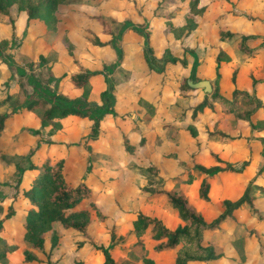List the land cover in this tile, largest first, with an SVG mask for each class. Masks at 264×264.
<instances>
[{
	"label": "trees",
	"instance_id": "1",
	"mask_svg": "<svg viewBox=\"0 0 264 264\" xmlns=\"http://www.w3.org/2000/svg\"><path fill=\"white\" fill-rule=\"evenodd\" d=\"M69 1L74 0H0V14L8 15L9 8L15 5L18 11L25 13L26 19H38L46 30L54 31L57 29V22L59 20L56 15L58 6ZM146 1L148 2L149 0ZM213 3V0H156L155 7L151 12H155V8L159 9V6L164 8L166 12L162 15L161 34L171 33L173 37L178 38L182 33H184L183 35H187L193 31L198 26L201 14L205 13L206 15L207 10L211 8ZM145 4L143 5L145 6ZM226 4L230 6L222 9V11L213 12L210 18L211 22L216 20L215 32L217 33V41L225 42L226 38L238 36L235 39L237 47L235 51L250 58L258 52L259 48L264 49V34H259L255 27L254 29L253 27L249 28L250 32H241L242 30H239L238 33L228 29L223 18L227 15L236 16L233 7L238 4L234 6L229 2H226ZM145 8L148 7L145 6ZM177 10H179L183 17V23L179 25L174 24L172 21ZM246 14L243 16L245 20L249 22H262L257 16L249 15V13ZM137 15L142 18L141 22H134L133 18H131L132 20L126 18L122 21L115 34L111 31L108 23L100 17L98 18L99 23L102 25L101 30L109 36L104 40L94 37L90 42L96 47L106 46L109 50H112L115 54V62L113 64L102 63L100 68H90L72 57L76 69L68 73L63 72L57 76V81L64 77L58 89L49 87L48 85L40 87L37 82H34L31 92H24L22 88L20 93L23 96L19 101L9 102L8 100L11 99L12 95L8 92L0 98V106L5 104L7 106L6 110L0 111V133L4 128L5 120L16 112L37 113L38 126L31 129L34 133H39L41 127L47 126L45 132L53 134L59 130L63 121L67 119L87 120L86 130L82 137L83 140L80 142V147L86 153L85 159L88 161L87 167L85 166L86 175L80 176L78 169L76 175L70 176L72 168L77 165L74 162L76 161V153H73L74 150L69 149L72 148L71 144L73 142H65L64 145L67 152L65 156H59L57 153H50V155L47 150L42 155H38L35 151L39 143L36 142L24 154L25 159L28 161L26 166L14 163V190L7 196L9 200L5 205V211L0 216V233L8 232L10 229L9 233H11L10 236L12 237L10 239L4 238L0 234V262H9L7 259L8 253L19 250L20 258L9 262L10 264L41 263L42 260L38 254L45 247V234L49 233L47 237V241L49 242L47 252H49L50 256L58 242V235L54 229L55 225H58L62 229L71 230L83 237L102 256L99 264H115V255L110 250L112 244H95L87 231L92 222V214L103 218L99 205L93 199L95 195L93 184L96 180L93 175L95 166H93L92 157L90 156V152L93 151L91 142L98 136L100 121L106 115H117L114 87L111 77L107 74L112 70L113 65L122 63V66L126 68L128 63L124 61L123 50L116 40L119 41L126 31H130L136 35L140 44L141 61H143L150 72H163L166 63L178 64L182 67L186 65L184 53L181 56L174 55L168 46L164 45L165 43L162 40H160L158 47L154 49L155 47L150 44V34L152 32L150 31V19H148L152 16L149 15L146 18L142 14ZM8 23L11 27L10 39L7 43L5 39L0 40V62L4 57L2 48L5 45L10 47L14 41V19L10 17ZM258 37L261 40L257 45L252 47L246 45L245 42L247 40ZM65 45L67 53L73 56L70 43L65 41ZM183 49L193 59L187 75L178 81V88L181 90L199 88L192 87L187 83L188 79L192 82L200 79L195 74L196 66L199 63L197 56L192 49L184 47ZM227 52H229V48H227L226 44L224 47L220 45L216 46V50L212 54L214 76L212 81H209L211 90L205 92L202 88H199L202 91V97L191 107L190 116L193 118L207 110L217 115L212 123V127L206 129L204 135L218 140L229 137L227 133L216 127L219 118L223 114L231 113L235 118L246 120L250 129V135L246 139L256 138L261 142L262 146H260L259 152L262 164L257 167L256 172L252 176L253 178L245 181L237 196L222 198L220 200L221 210L212 218L206 219L190 203L185 191L186 188L183 189L185 186L181 187L180 182L189 183L192 180V185L197 184V196L207 202L209 200L207 192L211 184L215 183L220 188L223 185L221 177L229 172L243 175L249 163V156L247 155L236 166L234 163L223 160L216 153L210 151L214 162L205 165L195 159L194 153L198 144L197 142L193 144L189 150L185 151L189 156V163L184 164V168H181V171L180 168L179 170L177 169L181 174L180 172L177 174L178 171L171 173L175 177L178 175L181 181L175 178L176 181L174 179L173 181L176 183L169 188L152 191L144 190L145 194L143 195V201L147 204L157 199L164 200L170 209L176 213L182 224L171 228L165 225L159 217L149 215L140 210H135L128 221V231L131 230L136 238L131 246V250L142 264H157L154 254L165 252L170 254V260L163 264H196L220 257L222 253L215 250L214 243L206 239L204 233L217 229L221 221L232 219V211L238 209L240 206L246 205L254 216L264 221V216L258 212L254 205V196L250 193L252 187L264 190V185L260 186L256 181V177L259 175L264 178V158L262 157L264 153V138L252 134L264 131V111H261V109H264V104L255 90L258 83L264 84V58L261 66L263 70L262 76L256 77L252 72L249 73L252 84L251 91L237 86L235 79L237 67H233L229 73L232 89L230 94L226 96L218 91L217 79L220 77V68L223 66V62L225 63V61L230 60ZM156 54L162 57V63L159 66H155L152 63ZM9 55L7 54L5 57H9ZM16 70L19 75L22 74V69L16 68ZM172 74L175 77L176 71H173ZM98 76L101 77L103 85L102 89L98 92L100 103L87 99L90 89L89 81L93 77H96V80ZM52 78V74L49 73L48 81ZM71 91L75 92V94H71ZM136 94L137 103L144 107L145 112L151 114L152 110L149 109L151 102L143 99L139 92ZM120 116L123 117L124 114H120ZM166 129L171 132L170 135L177 131L176 128L169 125L166 126ZM82 130L84 131V129ZM186 130L191 136L195 135L196 131L192 124H188ZM119 137L125 153L131 154L136 149V146L144 144V137L142 135L139 136L136 144L130 142L127 135L123 132L120 133ZM53 142L59 143L60 141L49 138L45 141V147L47 148ZM175 153L176 151L173 150L168 152V155ZM33 155L36 157L35 161L30 159V156L33 157ZM133 166L149 170L155 174L160 169L155 163H148L144 166L133 164ZM160 178L164 180L162 171H160ZM107 179L109 181L113 177L108 175ZM15 203H18V206H15ZM8 221H11L10 224H8ZM246 233L248 235L253 233L255 236H258V232L253 228L248 229ZM237 240L239 241V239H234L233 237L229 238L230 243L238 249L240 258H242V239L238 243ZM82 243H84L82 239L75 241V244L78 246H81ZM54 262L50 258V261L45 260L44 264H54ZM73 263L86 264L81 256L76 257Z\"/></svg>",
	"mask_w": 264,
	"mask_h": 264
},
{
	"label": "rangeland",
	"instance_id": "2",
	"mask_svg": "<svg viewBox=\"0 0 264 264\" xmlns=\"http://www.w3.org/2000/svg\"><path fill=\"white\" fill-rule=\"evenodd\" d=\"M213 1L229 2L232 6L236 4H241V6L245 5L243 8L244 10L240 8L236 9L234 14H236V16L240 14L247 15L243 13L247 10L249 15L257 16L262 20V22H255L253 27L258 24L264 26V0ZM145 2L147 1H69L68 3L58 6L56 15L59 20L57 22V29L54 31L46 30L38 19H26L25 13L23 11H18L15 5H12L9 8L8 15L0 14V40L5 39L6 43L10 39L11 33L8 20L10 17L14 19V41L10 47L5 45L2 48L4 57L0 62V98L5 96L8 92L12 95L11 99L8 100L9 102L19 101L23 96L20 93L22 88L24 92H31L34 82H37L40 87L48 85L49 87L58 89L64 77L57 81V76L63 72L68 73L76 69L72 57L90 68H100L102 63L113 64V62H115V54L112 50H108L104 53L100 51V48H97L90 42L94 37L104 40L109 36L101 30L102 25L98 21L99 17L108 23L111 31L115 34L122 21L126 18L132 20L131 18H137V14H142L146 17L150 15L153 17L150 23V31L155 33V37L157 34L160 35L163 19L162 15L166 10L159 6V9L155 8L156 11L151 12L150 9L145 8L143 5ZM228 6L230 5L227 4V7ZM208 11L209 9L206 14ZM205 16V13H202L200 19L203 20ZM241 18L244 19L243 16H241ZM242 19H240V21ZM212 22H207L206 27L209 34H212L216 28V20ZM257 30L264 31V27ZM238 31L239 29L235 30L237 33ZM237 38L238 36L225 39V44L229 50L231 48L237 49L235 40ZM65 41L70 43L73 56L67 53ZM207 41L209 44L214 42L213 39L209 38ZM116 42L120 44L118 40H116ZM156 44H159L158 38L156 39ZM7 54H10L9 57H5ZM211 57H213V55H211ZM152 63L155 66H159L162 63V57L156 54ZM16 68L22 69L21 75L18 74ZM126 70L125 67L116 64L113 65L112 70L107 75L111 77L112 83H114L117 79H126V75L128 74ZM49 73L53 76L50 81H48ZM95 78L96 77H93L89 81L90 89L87 99L100 103L98 92L102 89L103 85L101 77H98L96 80ZM71 94H75V92L71 91ZM6 109V104L0 106V111ZM86 125L87 122L85 119H67L63 121L59 130L55 131L53 134H47L45 132L47 126L41 127L39 133H34L31 130L38 126V116L36 112H16L5 120L4 128L0 133V216L5 211V205L9 200L7 196L14 190V163L26 166L28 161L25 159L24 154L27 153L28 149L33 147L36 142L39 143L35 151L38 155H42V153L47 150L45 141L49 138L60 142H75L77 146L69 149L74 150L73 153H76L75 158L79 157V159L76 162L77 165L72 168L70 176L76 175L78 169L80 176L86 175L87 171L85 166L87 167L88 161L85 159L84 154H79L81 148L80 142L83 140L82 137L86 130ZM82 129H84V131ZM91 147L93 146L91 145ZM94 150L98 149L95 148ZM94 150L90 152V156L92 157L91 159L98 162V155ZM57 155L65 156L67 152L62 151L61 154L57 153ZM262 157L264 158V153ZM30 159L35 161V155H33V157L30 156ZM93 160L92 163L94 162ZM89 163L91 164L90 161ZM239 163L240 162H235V165L237 166ZM260 164L262 163H252V167L248 168L243 175L232 173L224 174L221 177L223 185H221L220 188L215 183L211 184L207 192L209 197L207 202L197 196V184L192 185V180L189 183H183L178 175L176 177L172 175L170 177L171 182L164 185L163 180L160 178V169L159 171L157 170V174H155L143 168L129 166L127 168L134 174H129L128 178L131 179H128L127 182L121 181V184H119L118 182L102 183V181H98V178L106 180L107 177L103 176V179L99 177L100 172L96 170L98 168H95L93 175L96 181H94L93 184V187H95L93 189L95 192L93 199L95 203L99 205L103 213V218L92 214V222L87 232L95 244H112L110 250L115 255V264H142L131 250V246L136 238L131 230L128 231V221L135 210H140L147 214L150 212L145 210L147 208V203L140 201V198H143L145 194L144 190L152 191L169 188L176 183L174 181L180 180L181 187L185 186L183 189L186 188L185 191L189 197L190 203L199 210L206 219H210L221 210L220 200L225 197L237 196L239 191H241L240 188L245 184V181L253 178L252 176ZM181 168L184 167L181 166ZM174 170L177 171L175 168ZM179 172L180 171H178L177 174H179ZM263 179L261 175L256 177L258 185H264ZM70 181L72 183L71 178ZM250 193L254 196V205L258 212L264 216V190L252 187ZM141 202L144 204L142 205ZM17 204L18 203H15V206H18ZM148 204L153 206L152 212L156 211L165 225L172 228L178 224H182V221L164 200L157 199ZM232 214V219L223 220L219 223L217 229L204 233V237L211 240L214 243L215 250L221 252L222 255L218 258L196 264H264V221L254 216L246 205L233 210ZM11 221H8V224H10ZM250 228L256 230L258 236H255L253 233L248 235L246 231ZM54 229L57 232L59 239L58 244L61 249L57 247L51 256H49L47 246L45 245L44 249L38 254L42 262L36 264H44V261H50V258L53 262L55 261L54 264H74L73 260L79 256L85 260L86 264H99L101 262L102 256L95 251L83 237L77 235L73 231L63 230L58 225H55ZM9 231L1 232L0 234L4 238L10 239L12 236H10L11 233H9ZM45 235V242L47 243L49 233ZM230 237L239 239V241L242 239V258H240L238 249L230 243ZM81 239L84 243H82L81 246L76 245L75 241ZM239 241L237 240V243ZM154 258L157 264H163L170 260V254L166 252L156 253L154 254ZM0 264L10 263L4 261L0 262Z\"/></svg>",
	"mask_w": 264,
	"mask_h": 264
},
{
	"label": "crops",
	"instance_id": "3",
	"mask_svg": "<svg viewBox=\"0 0 264 264\" xmlns=\"http://www.w3.org/2000/svg\"><path fill=\"white\" fill-rule=\"evenodd\" d=\"M145 3L148 9L153 10L156 0H149ZM244 7L245 5L241 6V4H238L233 8V11L236 12V9L239 8L244 10ZM226 8L227 4L225 1L214 2L204 19H199L198 26L189 34L183 35L184 33H182L178 38L173 37L171 33L157 34L155 37V33L151 31L150 44L155 47L154 49L158 47L156 39L159 37L158 42L162 40L163 43H165L164 45H167L174 55L181 56V54L184 53L186 60V65L184 67L178 64L166 63L163 72H150L143 61H141L138 37L130 31L124 32L120 37L119 43L123 50L124 61L128 62L126 66L128 74L126 75V79H117L113 83L116 96L115 110L118 115H106L99 123L97 138L91 142V145L94 147L93 150L95 148L98 149L94 150L97 152L98 162L92 160L94 161L93 166L98 168L96 170L100 172L99 177L103 179V176L107 177L110 175L113 179H109L108 181L107 178L106 180L98 178V181H102V183L118 182L121 184V181L127 182L128 179H131L128 178L129 174H134L130 172L127 167L133 164L146 165L148 163H155L162 171L164 185H167L171 182V173L176 171L174 168L178 170L180 168L181 171V166L183 167L184 164L189 163V156L185 151L189 150L196 142L198 146L195 150L194 157L198 162L205 165L214 162L210 151L216 153L219 158L234 164L235 162H240L248 155L249 163L245 170L251 168L252 163L261 162L259 152L260 146H262L261 142L256 138L246 139V137L250 135L249 125L246 120L235 118L231 113L223 114L219 118L216 127L227 133L229 137L222 140H218L214 137H207L204 135V131L212 127V123L217 115L207 110L192 118L190 116L191 107L201 99L202 91L199 88L190 90H181L178 88V81L187 75L193 59L183 47L192 49L197 56L199 63L195 69L196 76L200 79L212 81L214 76V62L211 55L216 50L217 45L224 47L226 41H217V33L214 31L212 34H209L206 26L213 12L216 13ZM176 12L172 21L174 24L179 25L183 23V17L179 10ZM243 13H248V11L245 10ZM241 16L244 15L225 16L223 19L226 27L233 31L239 29L242 30L241 32H250L249 28H252L255 22L257 23L258 21L249 22L242 19ZM136 17L137 18H133L134 21L138 22L142 20L140 16L136 15ZM146 18H148V16ZM152 18L153 17L148 18L150 19V23ZM240 19L242 20L240 21ZM258 25L254 27L257 29H262L264 27L262 24ZM258 33L264 34V31H258ZM208 38L213 39L214 42L209 44L207 41ZM260 40L261 39L258 37L247 40L245 43L249 47H252L257 45ZM97 48H100V51L104 53L109 50L106 46ZM235 50L236 49L231 48L229 52H227L230 60L225 61V63L223 62V66L220 68V77L217 79L218 91L226 96L230 94L232 89V84L229 81V73L233 67H237L235 76L237 86L247 91L252 90L249 73L252 72L256 77H260L263 74L261 68L264 58L263 48H259L258 52L250 58L245 57L244 54L238 53V51ZM120 65L122 66V63H120ZM173 71H176L175 77L173 76L174 74H172ZM255 90L261 102L264 104V84L258 83ZM137 92L141 94L143 99L151 102L149 108L152 110L151 114L145 112L144 107L137 103ZM261 111H264V109H261ZM120 114H124V116L121 117ZM85 121L87 122V120ZM188 124H192L195 128L196 132L194 136H191L186 130ZM167 125L176 128V133L173 132V134L170 135L171 132L166 129ZM121 132L125 133L129 141L134 144H136L139 136L142 135V137H144V144L136 146V149L131 154L125 153L120 143L119 136ZM252 134L264 138V131L254 132ZM64 144L65 141L50 143L47 146V151L49 154H61L62 151H66ZM76 146L75 143L71 144V147ZM81 150L82 148H80L79 154H84V156H86L85 152L83 150L81 152ZM173 150H175L176 153L168 155V152ZM78 159L79 157H77L74 162L76 163ZM140 201H143L142 197ZM141 204L143 205L144 203L141 202ZM146 207L145 210L150 211L148 213L149 215L153 214L159 217L156 211L152 212L153 206L146 204ZM45 245L49 247V242H45ZM59 246L57 242L52 253ZM59 248L61 249V247ZM19 258V250H14L7 255L9 262L18 260Z\"/></svg>",
	"mask_w": 264,
	"mask_h": 264
},
{
	"label": "water",
	"instance_id": "4",
	"mask_svg": "<svg viewBox=\"0 0 264 264\" xmlns=\"http://www.w3.org/2000/svg\"><path fill=\"white\" fill-rule=\"evenodd\" d=\"M187 83L192 87L202 88L205 92H209L211 90V85L208 79H199L193 82L188 79Z\"/></svg>",
	"mask_w": 264,
	"mask_h": 264
}]
</instances>
